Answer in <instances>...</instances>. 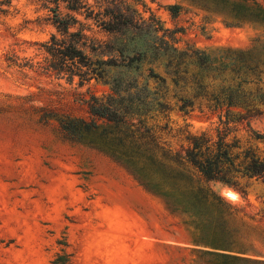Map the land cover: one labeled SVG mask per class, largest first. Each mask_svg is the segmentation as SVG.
<instances>
[{"label":"rangeland","instance_id":"1","mask_svg":"<svg viewBox=\"0 0 264 264\" xmlns=\"http://www.w3.org/2000/svg\"><path fill=\"white\" fill-rule=\"evenodd\" d=\"M80 1L11 0L0 16V264H217L181 243L206 187L245 208L253 220L230 224L264 256V176L239 178L242 198L184 152L227 129L232 151L264 158V0ZM56 17L80 33L83 84L48 70ZM232 85L242 109L214 112ZM90 96L115 120L63 131L58 117L91 121Z\"/></svg>","mask_w":264,"mask_h":264},{"label":"trees","instance_id":"2","mask_svg":"<svg viewBox=\"0 0 264 264\" xmlns=\"http://www.w3.org/2000/svg\"><path fill=\"white\" fill-rule=\"evenodd\" d=\"M53 1L57 6L59 2L68 3L70 0ZM73 2L75 5L69 9L77 12L81 1L73 0ZM11 7V0H0V16L8 14ZM122 17L123 15L119 14V18ZM56 18L55 23L62 36L57 38L53 35L44 44L48 70L66 76L69 82L77 77L79 83L83 84L87 81L90 69L87 56L78 46V41L73 39L79 37L80 33H69L70 24L59 17ZM226 90L215 97L218 104L212 108L214 112L220 110L223 113V107H226V112L229 113L232 108L242 109L243 106L238 105L236 97L243 95L245 90L237 89L234 85L226 87ZM86 103L91 121H78L68 116L58 117L56 121L63 131L67 133L90 131L97 126V120H115V113L97 97L90 96ZM182 108L183 106H180L179 111H184ZM218 118L222 123V115H218ZM48 120L49 117L44 119L45 122ZM75 123H80L82 126L77 127ZM225 130L227 129L215 130V136L209 132L189 135L186 138L185 159L206 183L218 182L244 198L246 193L240 187L239 178L264 176V158L252 149H245L240 154L232 151L233 148L240 149V147L228 142ZM193 199L196 202L195 213H191V219L181 222L179 226L182 233L181 243L190 253L209 263L264 264L260 247L249 239L242 226L230 224L232 220L243 221L244 218L253 220L245 208L226 201L210 187H206ZM213 214L218 216L214 217Z\"/></svg>","mask_w":264,"mask_h":264}]
</instances>
